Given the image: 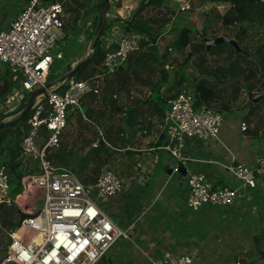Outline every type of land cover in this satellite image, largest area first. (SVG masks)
I'll list each match as a JSON object with an SVG mask.
<instances>
[{
	"label": "built area",
	"instance_id": "obj_1",
	"mask_svg": "<svg viewBox=\"0 0 264 264\" xmlns=\"http://www.w3.org/2000/svg\"><path fill=\"white\" fill-rule=\"evenodd\" d=\"M166 2L176 14H187L193 11L197 0ZM2 8L0 0V73L9 70L17 85L6 101L9 105L45 88L55 62L63 60L57 43L64 37L61 19L64 11L57 0H28L22 12L7 27H2ZM139 44L135 38H122L117 50L105 53L101 74L84 81L71 79L66 82L63 94L48 92L34 106L19 144L20 161L26 172L19 195L12 196L7 166H0V225L5 206L15 207L24 217L7 234L9 245L0 251V255L6 252L1 264H99L120 238H127L101 206L122 192L123 180L113 171L104 170L94 184L87 186L72 172L56 169L48 155L59 148L69 113L81 112V102L88 95L100 100V80L115 74L128 56L138 50ZM247 97L248 105L257 104L249 94ZM225 116L204 105L198 107L193 91L179 93L169 101L164 120L167 143L162 149L177 161L173 171L177 172L179 163L187 160L182 155L186 139L219 140ZM247 129L246 123H241V130ZM33 164L36 173H27L26 169ZM225 170L243 188L253 189L258 177H264V158L255 168L229 165ZM188 185V205L194 211L203 207L229 208L238 197V190L216 187L201 174L188 173ZM153 264L199 263L181 256Z\"/></svg>",
	"mask_w": 264,
	"mask_h": 264
},
{
	"label": "crops",
	"instance_id": "obj_2",
	"mask_svg": "<svg viewBox=\"0 0 264 264\" xmlns=\"http://www.w3.org/2000/svg\"><path fill=\"white\" fill-rule=\"evenodd\" d=\"M218 3H226H213L214 9L223 15L215 6ZM130 4H134L133 1L118 0L116 3L115 19L118 21L100 40V48L105 53L117 50L122 38H142L135 32L128 33L125 30L126 23L134 15L135 5ZM25 5L14 14L2 12V27H7ZM190 13H175L166 33L187 27L179 21ZM121 102L118 99L117 104L124 110L134 106L122 105ZM244 105L235 103L231 112L223 111L226 116L219 140L204 142L186 139L182 155L187 160L179 163V166L185 167V176L173 171L177 161L162 149L167 143L165 122L150 111L143 117L145 131L139 130L141 126L126 130L125 137L130 139L131 144L118 141L112 142V147L101 139L108 144L109 153L115 152L110 161L117 158L119 171L109 169L108 164L101 169L98 177L104 170H111L124 182L122 194L119 193L122 196L118 197V194L111 198L114 199L113 208L109 213L103 211L127 234V238H120L99 264H153L168 257L181 256H189L199 264H264V257L258 256L255 251L254 241L257 236L264 234V177H258L255 188H243L225 170L229 165L255 168L258 161L264 158L263 109L255 111ZM210 109L218 111L216 108ZM241 123H246V131L241 130ZM67 132L69 136L66 138L65 133V144L71 148L81 133L74 119L70 121ZM98 143L96 147H99ZM0 152L5 154L6 150L2 148ZM88 152L90 149L86 148L78 157L82 159ZM12 154H7V157ZM10 157L5 160L9 161ZM79 164L77 162V168ZM26 171L35 174L36 164L29 166ZM188 173L204 175L216 187L238 190L236 201L229 208L203 207L198 211L192 210L188 205ZM78 178L87 186L96 181ZM121 223L128 225L127 229L120 227Z\"/></svg>",
	"mask_w": 264,
	"mask_h": 264
},
{
	"label": "trees",
	"instance_id": "obj_3",
	"mask_svg": "<svg viewBox=\"0 0 264 264\" xmlns=\"http://www.w3.org/2000/svg\"><path fill=\"white\" fill-rule=\"evenodd\" d=\"M165 2L166 0H144L131 20L126 23V32H135L142 37L139 48L128 56L127 61L117 69L115 74L105 76L100 80L99 86L102 92L100 100H97L93 94L88 95L81 102L83 110L81 112H73V114H76L74 121L77 125V130L81 133L79 132L80 135L75 144L69 148L65 144V133L66 138L69 136V133L67 129L64 131L59 148L52 150L48 155V160L56 169L75 173L77 177L83 178L84 181L96 180L101 169L110 163V159L115 152L109 153L110 149L106 150L103 147L92 148L93 145H96L101 139H104L110 146H112V142L117 143L118 141L123 144H131L130 139L125 137L126 130L141 126L139 130L145 131L143 117L145 113L148 114L149 110L147 109L149 108L152 114H156L164 122L167 110L162 105L168 106L170 100L183 92L181 88L184 86L186 76L184 73L180 77H177L178 74H174V79H171L173 74L166 68L169 65L167 55L162 57L157 53L158 40L171 24L173 13L170 18L168 17L169 13H171L170 10L166 11L168 14L163 18L157 16L147 18L143 13L149 7L161 8ZM211 2L229 4V9L222 16L217 15V10L213 9L215 21L221 23L225 29H228L224 37H229L235 41L242 52L234 54L228 48V45H231L230 43L212 46L208 50L204 42L205 39H208L204 35L205 33L200 34L195 28L183 27L180 29L179 38L188 39V43L191 45V52L187 55L185 63L190 61L193 54L202 59L198 75L192 79L193 81L188 88L191 87L193 89L198 107L204 105L208 108H216L221 113L223 111L231 112L232 106L244 93L260 94L264 92V44L258 45L255 49L256 53L253 55L249 52V49L244 48V42L249 38L250 27L255 26L256 23L264 24V3L258 0H211ZM193 10H196L195 6ZM205 28H207V24ZM172 31L171 33L174 32ZM215 38L218 37L215 36L213 39ZM195 41L199 43H195ZM223 53H228L229 55L226 58V61H231L228 68L220 67L211 70L205 66V54H215L219 57ZM104 57L105 52L101 50L99 43L89 64L80 71V73L84 70L88 71L86 79H81V81L89 80L102 73L100 67ZM154 63H157L155 65L159 69L152 66ZM240 64H243V67L247 65V67L242 72L244 74V85L236 89L235 86L238 84V81L234 83V79L241 76L239 72ZM142 72H150L157 79L154 81H142L139 79ZM229 74L231 75L229 76ZM136 81L150 88L149 97L145 102L136 100L132 108L124 110L118 106L117 101L118 99L121 100L123 95H128L129 89L133 87ZM167 85L169 86V90H167L168 93H165L164 90L168 88ZM225 87L230 88L231 95L229 99L224 98L227 102L223 101L221 104L219 103L220 95H222L220 91ZM175 88H177L176 91L169 95V92ZM13 91L12 82L3 80L2 78L0 81V103L2 105L6 103ZM153 97H156V99L154 100ZM262 102H264V98ZM116 114L121 117L117 123L114 122ZM69 119L70 117L68 118V126L70 125ZM123 125L125 127H122ZM100 133L102 134L100 135ZM5 140L6 135L4 131L0 133V147ZM19 144L16 145V150L12 152L13 154L9 161L4 163L11 177L13 197L22 192L21 179L26 174L23 170L22 172H18L20 164H22L20 161ZM79 144H82L81 148H78ZM85 148H89L90 152L81 159L78 157L79 153H83ZM77 162L80 163L79 168H77ZM91 163L93 166L90 168ZM88 168L90 170H87ZM87 171L89 175H86ZM254 241L256 253L258 256L264 257V234L257 236ZM262 243L263 245L261 246Z\"/></svg>",
	"mask_w": 264,
	"mask_h": 264
},
{
	"label": "rangeland",
	"instance_id": "obj_4",
	"mask_svg": "<svg viewBox=\"0 0 264 264\" xmlns=\"http://www.w3.org/2000/svg\"><path fill=\"white\" fill-rule=\"evenodd\" d=\"M57 1L62 5L64 11L61 19L65 24V28H64L65 37H63L57 43L58 48L63 53V60L60 62H55L51 71V75L48 79V83L52 82L53 80L57 79L60 75L67 72L74 64L83 60L86 57V55L89 53V49H91L92 47L94 35L97 31L100 22L101 8L104 2V0H57ZM131 1H133L134 4H130V5L131 6L135 5V9L133 10L132 14H135V12L137 11V9L140 8V5L144 0H131ZM1 2L3 4V8H2L3 13L10 12V14H14L19 12L20 9H22V7L26 4L27 0H1ZM117 2L118 0H111V4H110L111 7L107 17L106 28L104 33L102 34V36L104 35V37L105 35H107V31L111 29L112 25L115 26L116 22L118 21L115 19ZM168 5L169 4L165 2L164 6L161 8L149 7L145 10L143 14H145L147 18L153 16L163 18L166 14H168V12L166 11L170 10V12H172L174 15L175 12H173L172 11L173 9H171L170 6ZM215 6H217V9L223 14L229 9L228 8L229 4L227 3L224 5H220L218 3L215 4ZM195 8L198 10L192 11L188 16H182V21H179L181 25L183 26L185 25L189 28L190 27L192 28L193 26V28H195L198 32H200V34L205 33L204 35L206 36V38L207 37L214 38L215 36L217 37L225 36V33L228 32V29H225L224 27H222L221 23H217L214 20L213 17L214 7H213V2H211V0H199L195 4ZM172 13H169L168 15L169 18L172 16ZM217 15L222 16L221 14H219V12H217ZM190 24L192 26H190ZM206 24H207V28H205ZM173 31H172L173 33L171 32L166 33V31H164V33L160 36L158 40L157 53L159 56L162 57H165V55H167L166 57L169 65L166 68L168 69V71H170L173 74L171 79H174L175 76L174 74H178L177 77H180L181 74L184 73L186 79L184 80V86L181 89H183V91L185 92L193 91L191 87L190 88L188 87L190 86V83H192L193 81L192 79L198 75V70L199 67L201 66L202 59L197 57L196 54H193V57L190 59V61L188 63H185L187 55L191 52V45L188 43V39L179 38V33H180L179 30L173 29ZM197 31H195V33H197ZM248 35L249 38L245 40L244 48L249 49V52H251V54L253 55L256 53L255 50L256 47L258 45L264 44V24L256 23L255 26H251ZM139 41H141V39H139ZM195 43H199V42L195 41ZM228 48H230L234 52V54L239 53V51L235 49L232 45L230 46L228 45ZM205 56H206L204 60L205 66L209 67V69L211 70L220 67L228 68L231 62V61H226V58L229 57L228 53H223L219 57H217L215 54H205ZM157 63H154L152 66L156 69L157 68L159 69V67L155 65ZM243 66H244L243 64L242 65L240 64L239 72L241 76L239 78L234 79V83L235 82L237 83L238 81V84L235 86L236 89L240 88V86L243 87L244 85L243 83L244 74H242V72L244 68L247 67V65H245V67ZM87 74L88 71L84 70L83 72L77 74L74 77V79L76 81H80L81 79H86ZM231 74H229V76ZM0 76L3 78V80L11 81L13 84V89L17 87V85L13 83V75L9 70L0 73ZM139 79L142 81H148V80L154 81L157 78L154 77L153 74H151L150 72H142L139 76ZM168 85H170V83H168ZM168 85H167L168 88L164 90L165 93H168L167 91L169 90ZM176 89L177 88L169 92V95L173 94L176 91ZM149 92H150V88L143 86L138 81H136L134 82L133 87L129 89L128 95L127 94L123 95V97L121 98L122 99L120 100L122 101L121 104L122 105L129 104L131 106L135 104L136 100H141V99L146 100L149 97ZM220 92L222 93V95H220L221 97L219 99V103L222 104L223 101L227 102L226 99L224 98L229 99V96L231 95L230 88L228 87H225L224 89L222 88ZM248 94L249 93H244L242 96H240V99L236 103L238 104L241 103V105L246 104L244 105V107H248L255 111H258L260 109H261L260 111H262L263 109L264 112V102H262V100L255 105L252 106L248 105L249 103L247 97ZM153 99L155 100L156 97H153ZM17 103L18 102H15L9 105L6 103L2 105L0 103V113L6 112L7 110H9V108L15 106ZM162 107L165 110H167L168 108V106L166 105H162ZM147 110L151 111L150 108ZM75 115L76 114H73V112L69 113V117H70L69 122L75 118ZM114 118H115L114 122L117 123L121 117L120 115L118 116L115 115ZM26 128H27V120H23L13 124L12 126L8 127L5 130L6 140L3 142L2 147H0V149L3 148V151L6 150V152L5 154L3 152H0V165L3 162H8L5 160V158L10 157V156L7 157V154L12 153L14 150H16V145H18L21 142L22 134ZM43 132L46 133L45 130H43L42 133ZM100 141L101 140H99V142ZM88 154L89 152L87 153V155ZM85 156H83V158ZM116 161H118L117 158L113 159V161H110L108 168L118 172L119 169L117 168V166L119 165V163H117ZM92 166L93 164L91 163L89 167L91 168ZM23 168H24L23 165L20 164V169L18 170V172H22ZM90 168H88L87 170H90ZM73 174L76 175L75 173ZM86 175H89L88 171ZM79 180L81 181V179ZM121 194H119L118 197L122 196ZM112 200L114 199H109L101 204L102 208L106 211V213H109L110 210L113 208ZM20 218L21 217L18 213V210L15 207L5 206L3 208V214L1 217L2 222L0 225V251L2 250L4 251L7 249V246L9 245V239L7 237V234L18 226L20 222ZM120 227H122L123 229H127L128 225H124L121 223ZM1 262H2V256L0 255V264Z\"/></svg>",
	"mask_w": 264,
	"mask_h": 264
},
{
	"label": "water",
	"instance_id": "obj_5",
	"mask_svg": "<svg viewBox=\"0 0 264 264\" xmlns=\"http://www.w3.org/2000/svg\"><path fill=\"white\" fill-rule=\"evenodd\" d=\"M54 1V0H49ZM111 0H104L102 8H101V18L97 28V31L94 35V40L91 49H89V53L86 57L79 61L78 63L74 64L67 72L60 75L57 79L53 80L52 82L48 83L45 88L37 90L33 92L30 96H25L21 101H19L15 106L9 108L6 112L0 113V133L5 131L8 127L12 126L13 124L26 120L34 106L39 102L42 97H46L48 92L57 91L59 94H63L67 90L66 82L74 79V77L80 73V71L85 68L89 62L91 61L98 44L100 43L102 34L106 28L107 17L110 9ZM205 44L207 45V49L209 50L212 46H218L221 44L230 43L235 49L239 52H242L238 44L231 40L229 37H218L215 39H205ZM249 97L253 103H259L264 98L263 93H252L249 94ZM99 147L109 148L108 144L101 140L98 143ZM111 151V150H110ZM173 172V171H172ZM170 172V173H172ZM177 172L183 176L186 175L185 167L179 166ZM21 220L24 219L23 216H20ZM2 258L6 256V252L1 253Z\"/></svg>",
	"mask_w": 264,
	"mask_h": 264
},
{
	"label": "clouds",
	"instance_id": "obj_6",
	"mask_svg": "<svg viewBox=\"0 0 264 264\" xmlns=\"http://www.w3.org/2000/svg\"><path fill=\"white\" fill-rule=\"evenodd\" d=\"M21 101V100H20ZM27 120V119H26ZM4 132V131H3Z\"/></svg>",
	"mask_w": 264,
	"mask_h": 264
}]
</instances>
